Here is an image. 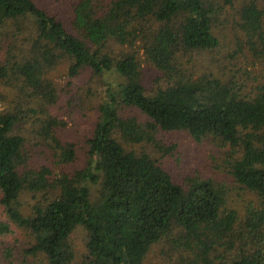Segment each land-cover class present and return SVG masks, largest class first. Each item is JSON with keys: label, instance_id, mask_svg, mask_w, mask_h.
Returning <instances> with one entry per match:
<instances>
[{"label": "trees", "instance_id": "trees-1", "mask_svg": "<svg viewBox=\"0 0 264 264\" xmlns=\"http://www.w3.org/2000/svg\"><path fill=\"white\" fill-rule=\"evenodd\" d=\"M94 83L78 143L70 108ZM166 132L224 150L251 197L175 178ZM156 249L264 264V0H0V264H145Z\"/></svg>", "mask_w": 264, "mask_h": 264}, {"label": "rangeland", "instance_id": "rangeland-1", "mask_svg": "<svg viewBox=\"0 0 264 264\" xmlns=\"http://www.w3.org/2000/svg\"><path fill=\"white\" fill-rule=\"evenodd\" d=\"M67 65L63 64L59 67L57 72L55 73V79L58 82H64V73H66ZM159 75L158 71L155 69L147 70V77L152 79L153 81ZM153 85L152 82H149ZM156 82L154 81V85ZM95 87V95H93V100L88 98L85 99V103L82 105L74 106L70 108L71 114H69L68 127L69 132H66L67 136L78 142L82 143V136L87 132H91L92 126L95 123L96 118L98 117V111L90 110V103L92 106H98V104L103 100V95L105 91L104 86H99L94 83L91 84ZM80 86V85H78ZM86 86V85H84ZM90 98V97H89ZM88 99V100H87ZM95 101V103H94ZM67 110V106L64 108ZM63 109V111H64ZM74 111L75 113H73ZM166 135L163 136V143L167 146L169 144L178 143V147L172 154H167L163 158H160V163L163 167H165L175 178L182 179L188 174L194 175L198 173H202L204 175H209L217 178L220 181H227L231 183L233 198L237 199V193L240 192L242 194L240 203L243 204L244 200H248L251 197L250 192L242 191L235 183L232 181V177L227 174L226 165L219 167L222 162V156L224 154V150L218 148L207 140L203 142H197L193 140L188 134L185 132H166ZM223 154H222V152ZM160 156V154H158ZM162 156V154H161ZM83 163V158L81 159ZM218 167L216 168V166ZM240 198V197H238ZM12 237L7 238L8 242H11ZM73 241L75 244L76 251L81 257L84 251V237L81 233H75L73 235ZM167 263V254H161L157 249L153 252L151 251L146 259L145 264H166Z\"/></svg>", "mask_w": 264, "mask_h": 264}]
</instances>
